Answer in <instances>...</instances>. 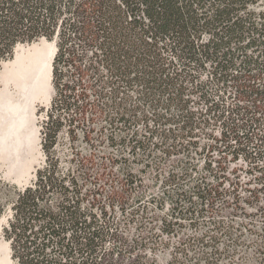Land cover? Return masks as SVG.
<instances>
[{"label":"trees","instance_id":"16d2710c","mask_svg":"<svg viewBox=\"0 0 264 264\" xmlns=\"http://www.w3.org/2000/svg\"><path fill=\"white\" fill-rule=\"evenodd\" d=\"M42 38L46 160L0 178L11 259L264 264V0H0V68Z\"/></svg>","mask_w":264,"mask_h":264},{"label":"rangeland","instance_id":"374dc122","mask_svg":"<svg viewBox=\"0 0 264 264\" xmlns=\"http://www.w3.org/2000/svg\"><path fill=\"white\" fill-rule=\"evenodd\" d=\"M45 41L53 42L44 38L43 40L40 39L38 41L30 43H21L20 46L23 45L25 48H28L35 43L41 45V43ZM15 55L16 49L12 58L4 60L2 62L0 68V76H6L7 73H3V70H5L4 65L5 63L13 60L15 58ZM2 83L3 78L0 77V92L4 87ZM12 84L13 82L9 83L8 90L15 96H18L17 89ZM50 89V99L44 101L41 99L34 100L31 110H29V112L26 114L29 116H23L21 118L22 120H20L17 130H15L17 133L13 132L5 142H2V138L7 129L6 125L8 121L6 123L3 122L2 125L1 120L3 119L4 115V107L0 104V178L4 183H9L11 185H16L19 188H24L32 183V181L36 177L37 170L45 163L46 155L44 154L41 146V122L45 118V112L48 106H50V103L54 97L55 91L53 84ZM42 108H45V110L41 111ZM16 134L18 137L16 136ZM70 150L71 149L66 142L59 147V151L63 155L68 154ZM107 190L108 193H110L111 189L109 188V186L107 187ZM155 192H158V189H155ZM250 212H252L251 209H249V213ZM227 214L229 215V212ZM115 216L117 219L121 217L118 208H116ZM8 217L9 212L0 217V264H16L11 259L10 242L5 240L2 235V228L7 222ZM256 224L259 225L258 222ZM157 259L159 260V263L161 262L162 264H164L166 260L169 259V253L165 252L161 254L159 252Z\"/></svg>","mask_w":264,"mask_h":264},{"label":"bare ground","instance_id":"6f19581e","mask_svg":"<svg viewBox=\"0 0 264 264\" xmlns=\"http://www.w3.org/2000/svg\"><path fill=\"white\" fill-rule=\"evenodd\" d=\"M55 50L56 46L53 42L45 41L41 45L35 43L28 48L22 45L17 48L15 58L5 63L3 73L7 74L5 77L0 76L3 78L2 85H4L0 92L4 120H0L2 125L3 122L8 121V123L2 142H5L13 132L17 133L15 130L21 118L29 116L26 114L31 110L34 100L50 99L52 59ZM10 82H13L12 85L17 89L18 96L8 90Z\"/></svg>","mask_w":264,"mask_h":264},{"label":"water","instance_id":"95a60500","mask_svg":"<svg viewBox=\"0 0 264 264\" xmlns=\"http://www.w3.org/2000/svg\"><path fill=\"white\" fill-rule=\"evenodd\" d=\"M44 39V38H43ZM43 39H41V40H43ZM53 43L55 44V46H56V41L54 40L53 41ZM20 44L21 43H19L18 45H17V47H16V51H17V48L20 46ZM55 53H56V50H55ZM55 53H54V56H55ZM54 56H53V59H54ZM53 59H52V62H53Z\"/></svg>","mask_w":264,"mask_h":264}]
</instances>
